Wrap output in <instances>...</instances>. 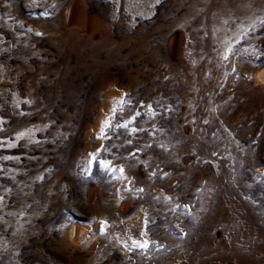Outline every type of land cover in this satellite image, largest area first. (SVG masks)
Returning a JSON list of instances; mask_svg holds the SVG:
<instances>
[{"label": "rangeland", "instance_id": "374dc122", "mask_svg": "<svg viewBox=\"0 0 264 264\" xmlns=\"http://www.w3.org/2000/svg\"><path fill=\"white\" fill-rule=\"evenodd\" d=\"M262 67L264 0H0V264H264Z\"/></svg>", "mask_w": 264, "mask_h": 264}, {"label": "bare ground", "instance_id": "6f19581e", "mask_svg": "<svg viewBox=\"0 0 264 264\" xmlns=\"http://www.w3.org/2000/svg\"><path fill=\"white\" fill-rule=\"evenodd\" d=\"M257 78L264 82V67L260 68V70L257 72Z\"/></svg>", "mask_w": 264, "mask_h": 264}, {"label": "snow or ice", "instance_id": "6c2138e0", "mask_svg": "<svg viewBox=\"0 0 264 264\" xmlns=\"http://www.w3.org/2000/svg\"><path fill=\"white\" fill-rule=\"evenodd\" d=\"M92 159H93V161H95L96 158L93 157ZM121 171H123V170H121ZM141 247H147V244L141 245Z\"/></svg>", "mask_w": 264, "mask_h": 264}]
</instances>
